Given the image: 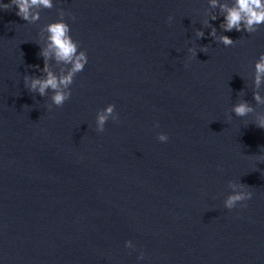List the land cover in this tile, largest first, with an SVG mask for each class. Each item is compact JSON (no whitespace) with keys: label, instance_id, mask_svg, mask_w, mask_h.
<instances>
[{"label":"water","instance_id":"obj_1","mask_svg":"<svg viewBox=\"0 0 264 264\" xmlns=\"http://www.w3.org/2000/svg\"><path fill=\"white\" fill-rule=\"evenodd\" d=\"M53 3L34 24L0 9V264H264V25L224 32L211 0ZM60 8L89 59L48 110L52 90L23 78L46 76L39 52ZM245 101L254 111L237 116ZM109 103L119 120L97 132ZM231 183L253 195L229 210Z\"/></svg>","mask_w":264,"mask_h":264},{"label":"clouds","instance_id":"obj_2","mask_svg":"<svg viewBox=\"0 0 264 264\" xmlns=\"http://www.w3.org/2000/svg\"><path fill=\"white\" fill-rule=\"evenodd\" d=\"M213 8L219 6L221 11L226 13L224 22L221 27L224 32L246 31L247 33H255L261 25H264V0H233V3L219 4V0H211ZM14 6L18 8L16 15L21 17L29 24H34L40 20V9H51L55 5L53 0H9L7 3H0V9L11 10ZM36 9V11H34ZM59 19L52 21L46 25L48 32V45L46 48H41L39 55L44 58L43 72L46 76L24 75V86L29 92H39L41 96L47 95L48 89L52 90L51 104L47 105L48 110H52V104L57 107H62L64 103L71 97V85L74 83L76 75L82 72L88 63L87 50H81L80 42L73 38L71 35V26L64 19L66 13L63 8L58 9ZM75 21V16H72ZM172 17H169L171 21ZM217 19L216 16L212 20ZM205 26H209V21H204ZM216 36L215 28H212L210 33ZM197 37H203L204 31L197 29ZM219 43L225 46H232L237 43L228 35H221L217 37ZM188 51L191 53L189 60L197 57V49L190 47ZM201 51L207 52V46H203ZM57 62H63L65 65H70V68L65 72L61 70V74L56 72L50 67L49 60L53 57ZM38 67V66H37ZM264 82V52H262L255 63V88L259 89L261 83ZM254 99L257 103H264L259 91H254ZM233 111L237 116H246L249 112L254 111L253 107L246 101L236 104ZM109 118L113 121L119 120V114L116 111V105L109 103L105 108L101 109L97 114L96 131L104 132L105 125ZM257 127L264 129V117H261L255 124ZM158 126V125H157ZM157 139L161 142H167L169 136L165 132H160ZM258 160L264 162V154L257 157ZM232 188H239L240 191H235L228 195L224 201V206L231 210L236 207L238 202H243L251 199L253 193L248 190L249 186L243 183H231ZM128 240L125 246L130 244ZM144 253L141 252L138 259H143Z\"/></svg>","mask_w":264,"mask_h":264}]
</instances>
